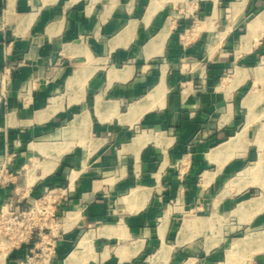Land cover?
I'll list each match as a JSON object with an SVG mask.
<instances>
[{"label": "crops", "instance_id": "0c3cea01", "mask_svg": "<svg viewBox=\"0 0 264 264\" xmlns=\"http://www.w3.org/2000/svg\"><path fill=\"white\" fill-rule=\"evenodd\" d=\"M257 83L264 0H0V158L65 190L48 264H264Z\"/></svg>", "mask_w": 264, "mask_h": 264}, {"label": "built area", "instance_id": "2783aa9c", "mask_svg": "<svg viewBox=\"0 0 264 264\" xmlns=\"http://www.w3.org/2000/svg\"><path fill=\"white\" fill-rule=\"evenodd\" d=\"M14 155L0 158V189L15 186L0 205V262L22 246H30L17 264H48L59 238L58 205L65 200V190L52 186L40 193L22 194L16 185L18 172L10 166Z\"/></svg>", "mask_w": 264, "mask_h": 264}, {"label": "rangeland", "instance_id": "374dc122", "mask_svg": "<svg viewBox=\"0 0 264 264\" xmlns=\"http://www.w3.org/2000/svg\"><path fill=\"white\" fill-rule=\"evenodd\" d=\"M232 74V71L231 70H229V71H227L225 74H224V80H226L228 77H230V75ZM251 84L249 85V88L248 89H251ZM262 87H264V84H261V83H257V84H255V88H262ZM263 98H264V93H263ZM264 107V104H261L260 105V108H263ZM257 154L256 155H252V162H253V164H251V166H254V164H255V162H256V160H257ZM216 219V218H215ZM237 237V236H236ZM214 238V237H213ZM216 239H217V237H216Z\"/></svg>", "mask_w": 264, "mask_h": 264}, {"label": "bare ground", "instance_id": "6f19581e", "mask_svg": "<svg viewBox=\"0 0 264 264\" xmlns=\"http://www.w3.org/2000/svg\"><path fill=\"white\" fill-rule=\"evenodd\" d=\"M190 225H191V223L189 221H185V223L183 224V226L181 228L180 238L190 228ZM167 252H169V251H167Z\"/></svg>", "mask_w": 264, "mask_h": 264}]
</instances>
